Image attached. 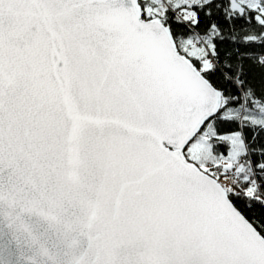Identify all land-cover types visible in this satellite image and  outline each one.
Wrapping results in <instances>:
<instances>
[{
	"label": "snow or ice",
	"instance_id": "1",
	"mask_svg": "<svg viewBox=\"0 0 264 264\" xmlns=\"http://www.w3.org/2000/svg\"><path fill=\"white\" fill-rule=\"evenodd\" d=\"M264 0H0V264H264Z\"/></svg>",
	"mask_w": 264,
	"mask_h": 264
},
{
	"label": "trees",
	"instance_id": "2",
	"mask_svg": "<svg viewBox=\"0 0 264 264\" xmlns=\"http://www.w3.org/2000/svg\"><path fill=\"white\" fill-rule=\"evenodd\" d=\"M250 77L254 79V81L259 85L262 78H264V69H260L259 67H251L250 68Z\"/></svg>",
	"mask_w": 264,
	"mask_h": 264
}]
</instances>
